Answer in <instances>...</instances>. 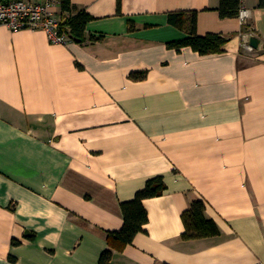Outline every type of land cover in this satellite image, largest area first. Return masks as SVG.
Instances as JSON below:
<instances>
[{
    "label": "crops",
    "instance_id": "crops-1",
    "mask_svg": "<svg viewBox=\"0 0 264 264\" xmlns=\"http://www.w3.org/2000/svg\"><path fill=\"white\" fill-rule=\"evenodd\" d=\"M219 1L71 0L83 44L0 25V264H264V0H242L247 31ZM171 12L223 52L169 49L188 36ZM159 176L144 232L109 248L120 203ZM194 199L218 236L181 239Z\"/></svg>",
    "mask_w": 264,
    "mask_h": 264
},
{
    "label": "trees",
    "instance_id": "trees-1",
    "mask_svg": "<svg viewBox=\"0 0 264 264\" xmlns=\"http://www.w3.org/2000/svg\"><path fill=\"white\" fill-rule=\"evenodd\" d=\"M10 0H0L7 3ZM61 16V34H66L70 41L79 44L86 42L84 37L87 23L91 20L90 15L85 11H79L74 14V8L71 0H56ZM121 0H117V9L119 10ZM242 0H220L217 13L221 19H233L239 16ZM260 7H264L261 2ZM168 23L177 29L187 33V37L181 40L172 41L167 44L169 49L180 51L182 48L189 47L200 56L221 54L224 45L228 42V37L222 34L208 33L205 36H199L196 32V12H171L168 13ZM249 24H244L243 31H247ZM99 38H90L89 41H98ZM144 76V73H133L132 79H138ZM166 186L162 177H155L146 181L142 190L138 191L134 198L127 202L120 203V209L123 216V225L119 231L108 232L107 242L109 248L116 247L122 249L132 243L138 233L144 232V226L148 222L147 212L143 206V201L162 195ZM205 205L200 199H194L190 202L188 209L182 213L181 220L184 225V232L181 235L183 241L204 239L216 237L219 230L216 224L206 219L204 216ZM17 244L16 242H14ZM112 253L110 249L105 250L99 257L98 264H112ZM14 261V259L12 260Z\"/></svg>",
    "mask_w": 264,
    "mask_h": 264
},
{
    "label": "built area",
    "instance_id": "built-area-1",
    "mask_svg": "<svg viewBox=\"0 0 264 264\" xmlns=\"http://www.w3.org/2000/svg\"><path fill=\"white\" fill-rule=\"evenodd\" d=\"M239 19L246 23L247 12L240 10ZM61 16L56 0H10L0 2V25L14 31L41 29L51 44L65 45L70 42L66 34H61ZM251 50L250 46H245Z\"/></svg>",
    "mask_w": 264,
    "mask_h": 264
},
{
    "label": "water",
    "instance_id": "water-1",
    "mask_svg": "<svg viewBox=\"0 0 264 264\" xmlns=\"http://www.w3.org/2000/svg\"><path fill=\"white\" fill-rule=\"evenodd\" d=\"M258 44H259V40L256 37H251L249 39V46L251 48H254V49L257 48L258 47Z\"/></svg>",
    "mask_w": 264,
    "mask_h": 264
}]
</instances>
